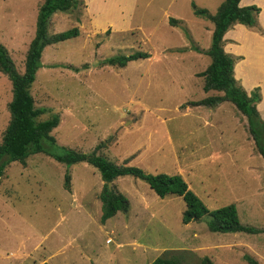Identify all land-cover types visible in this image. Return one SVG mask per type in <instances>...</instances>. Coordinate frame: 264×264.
<instances>
[{"label":"rangeland","instance_id":"obj_1","mask_svg":"<svg viewBox=\"0 0 264 264\" xmlns=\"http://www.w3.org/2000/svg\"><path fill=\"white\" fill-rule=\"evenodd\" d=\"M81 1L51 15L50 34L74 27L78 34L44 48L30 86L35 107L44 109L39 119L59 117L55 142L43 140L45 151L10 162L0 175V264H149L165 253L178 264L205 256L249 264L245 254L264 264V160L232 102L199 103L223 92L203 90L213 23L194 10L214 14L223 0ZM42 2L0 0V43L19 72ZM244 3L258 8L255 21L231 25L223 47L238 84L248 94L258 87L264 120V0ZM135 51L149 57L123 67L103 63ZM11 96L0 71V141ZM101 142L98 153L116 164L181 175L209 210L234 203L240 222L260 232H213L207 215L185 223L181 196L159 197L129 175L111 182L128 198V211L101 222L97 169L53 157L63 147L89 153Z\"/></svg>","mask_w":264,"mask_h":264},{"label":"trees","instance_id":"obj_2","mask_svg":"<svg viewBox=\"0 0 264 264\" xmlns=\"http://www.w3.org/2000/svg\"><path fill=\"white\" fill-rule=\"evenodd\" d=\"M240 1L223 0L214 14H209L205 9L198 7L194 10L197 14H204L213 23L211 44L204 50L209 55L210 62L201 72L204 79L203 90L206 92L209 90L223 92L222 95L207 96L199 103L215 106L222 101L232 102L245 115L256 148L264 160V139H261L264 132V120L260 117L257 109V103L261 99L259 89L256 87L248 94L238 84L233 73L234 58L223 47V36L231 25L238 23L251 26L255 21L254 14L258 8L255 5H240ZM82 4L83 1L81 0H43L38 8L35 34L26 52L23 72L17 70L6 47L0 43V71L10 80L12 91L11 100L8 103L9 120L0 141V175L10 162L19 161L25 164L30 155L45 151L43 140H47L51 144L55 142L51 131L59 124V117L39 119L44 109L35 107L34 98L30 93V86L35 80L37 69L43 66L41 57L44 48L49 44L66 40L78 34V29L75 27L50 34L48 26L51 15L57 11L67 12L77 9ZM170 21L175 20L171 19ZM147 57H149L147 52L135 51L127 55L120 54L106 58L103 63L123 67L129 61ZM74 70L78 71V68ZM102 145L103 142L99 143L89 153L63 147L60 153L53 156L56 160L68 165L86 162L97 169L104 182L99 193L102 209L101 222H105L117 212L128 211V198L119 192L114 185L109 188L108 183L120 176L129 175L146 182L159 197L168 194L181 196L187 206L183 217L185 223L199 221L207 215L209 216L207 228L213 232H245L250 234L260 232L258 228L240 222L238 210L234 203L209 210L189 188L181 175L149 173L137 166L116 164L98 153ZM70 179V173L66 172L64 175V188L67 190H70L71 187ZM244 259L249 264H258L248 254L244 255ZM41 264L48 263L43 262ZM149 264H178V261L174 256L165 253L156 257ZM198 264H213V262L205 256L200 259Z\"/></svg>","mask_w":264,"mask_h":264},{"label":"crops","instance_id":"obj_3","mask_svg":"<svg viewBox=\"0 0 264 264\" xmlns=\"http://www.w3.org/2000/svg\"><path fill=\"white\" fill-rule=\"evenodd\" d=\"M240 4H241V5H242V4L247 5V4L244 3V0H241V1H240ZM237 25H238V24H237ZM237 25H236V26H237ZM240 26H241V25H240Z\"/></svg>","mask_w":264,"mask_h":264},{"label":"water","instance_id":"obj_4","mask_svg":"<svg viewBox=\"0 0 264 264\" xmlns=\"http://www.w3.org/2000/svg\"><path fill=\"white\" fill-rule=\"evenodd\" d=\"M108 187H109V188L111 187V182L108 183Z\"/></svg>","mask_w":264,"mask_h":264}]
</instances>
